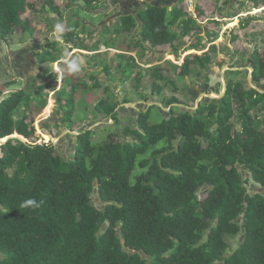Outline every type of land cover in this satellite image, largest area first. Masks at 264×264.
Returning <instances> with one entry per match:
<instances>
[{"label": "trees", "instance_id": "16d2710c", "mask_svg": "<svg viewBox=\"0 0 264 264\" xmlns=\"http://www.w3.org/2000/svg\"><path fill=\"white\" fill-rule=\"evenodd\" d=\"M98 2L86 0V8ZM183 2L123 15L116 31L131 32L140 20L142 42L152 48L169 45L179 58L183 39L199 29ZM45 3L61 24L60 7L53 0ZM29 6L27 0H0V40L30 28L20 18ZM249 21L241 19L239 28ZM80 26L76 18L62 32L64 42L80 45ZM199 44L182 53L198 50ZM209 53L186 55L179 75L188 76L192 64L207 69ZM129 59L131 69L135 61ZM247 61L252 83L262 84L264 56L255 48ZM150 71L154 80L172 83L160 65ZM239 71L230 70L220 102L205 100L177 113L172 107L171 116L157 124L149 122L150 108L140 112L137 127L123 129L130 140L108 136L91 143L89 131L79 133L69 160L52 143L18 137L1 143L0 264H264V128L257 126H264V93L234 80ZM151 89L161 93L155 81ZM31 97L22 89L2 98L0 140L14 133L26 139L35 135L34 118L27 113ZM178 103L175 97L164 99L167 106ZM64 107L62 121H70L73 88ZM95 112L116 117L115 105L104 99ZM250 182L262 190L249 191ZM29 198L42 202L40 207H22ZM228 237H239L233 250Z\"/></svg>", "mask_w": 264, "mask_h": 264}, {"label": "rangeland", "instance_id": "374dc122", "mask_svg": "<svg viewBox=\"0 0 264 264\" xmlns=\"http://www.w3.org/2000/svg\"><path fill=\"white\" fill-rule=\"evenodd\" d=\"M45 1L46 0H33L34 2L33 4L31 3V0H27V3L32 4V6H29V8H27L25 11H23L20 14L22 19H28L30 21V26L35 31L33 36L28 37L30 42H34V41L38 42L41 38L51 36V33H50L51 31H49L50 30L49 26L46 27L45 24L43 23L44 14H45L44 11L49 9ZM53 1L57 3L59 7L65 10L64 11L65 12L64 13V16H65L64 25H60L63 30L60 31V30L55 29L54 34L58 33V36L62 38L60 32H63L67 27H70L72 23L75 21V19L78 18L81 20V22L84 21V22L91 23L90 28L87 29V32L90 30L89 35H87V37H84V33L83 34L80 33L81 35H83V37H81L82 40L84 41L86 39L87 44H93L94 40H96L99 37L100 28H102V25L104 24L106 20L108 19L109 21H111L110 19L115 20V17L120 15L119 11H114V8H113L117 0H100V2L92 4V5H96V4L98 5L97 7H94V9H90V10L89 8H86V5H87L85 4L86 0L71 1V3L69 4L70 5L69 7L66 6L67 0H53ZM124 1H128V0H124ZM130 1H134V0H130ZM142 1H145V0H142ZM259 1L261 2V4H264V0H259ZM218 2L219 0H206L207 4H206L205 10L208 12L207 13L208 15H210L211 12L213 15H215L216 13L221 15L220 11L223 10V7H224L223 4L225 5V3H223V0H221L222 2L221 6L218 7L217 9ZM195 4H196L195 0H184V2L182 3V6L184 10L187 9V12L195 13L196 11L200 10V5L197 4L195 6ZM238 5L236 6V8L238 7ZM254 5H257V4H254ZM43 6H45V9L43 8ZM83 7H85V9H83V11H80L78 13L79 8H83ZM252 7H253L252 1L246 0L244 2L243 7L236 10V12L242 13L244 10H248ZM86 10L89 12H87ZM251 11L253 12V10ZM252 12H250L251 14L250 16H253V18L248 23V25L245 26L244 28L242 27L239 28V23H238L235 27H230L229 29H227L226 26L222 27V24H225L227 21H222L217 24H214L212 20H208V23H209V25L207 24L209 26L208 29L210 31L217 32L219 35L218 40H215V44L216 46L218 45V47H216V52H213V53L211 52L212 60H211L209 67L207 69H200L198 65L192 64L191 73L188 76H181L179 75L178 67L174 64H169V62H164L165 60H169V58L165 59L163 61L164 63L162 64V66L164 67V72L162 73L164 75L166 74V76L169 77V80L174 81V84L166 83L164 82V80L156 81V84H158L161 88L160 94L154 93L151 89L152 87L151 82L153 80L151 75L148 76V78L146 77L148 71H150L152 66L150 67L147 66L148 68L147 67L143 68L142 66H140V64L142 62L144 65L146 63H149V64L152 63L151 65L160 63L163 57L166 56L165 50L169 49L168 46L160 47L159 50H163L164 53L160 55L158 59H157L158 57L157 54H155V56L152 57L147 52H144L143 55L141 54L139 55L138 53L137 62H140V64L138 63L139 64L138 65L135 63V65L132 68L134 71L131 70L128 67V65H125V69L122 73L124 78L119 77L118 71H115L114 69L116 68V60L115 59L108 60V67L110 69L109 77H111L110 79L114 81L118 80L120 81V83L123 84L122 93L119 91V87H117L118 88L117 95H115L114 93H111L112 94L111 98H114L115 102L119 104L122 101V99L124 101V99L132 97L133 95L136 94L135 90L132 89V88H135L134 85L136 86V89L140 88L141 86L144 87V90L142 89L143 90L142 95H141L142 97L140 98L144 99V101L146 102V107L148 106L151 109L148 115L149 122L157 124V123H160L162 119L168 118L170 114V113L165 114L159 107L160 105L162 107H167L164 104V99L170 98L172 96L178 99L179 105H175V108H176L175 113H177L178 111H182L184 109L193 110L192 108H195L197 106V104H195V102L191 100L192 96L189 95V92H188L189 83L192 85L202 84V86H204L202 88L200 86H197L196 88L198 91L202 90L205 93L204 96L201 97L198 104L203 103L205 100H214L216 102H220L221 97L217 96L216 94L223 92L224 86L228 83V80L230 79L228 77L229 76L228 74L230 72L229 70L233 68H239V69L241 68L239 73L235 76L234 80L241 81L245 85L246 88H249L251 86L255 87L256 85L252 83V80L250 78L251 69L250 68L247 69L243 63H244L245 57L249 56L250 55L249 52L254 51L255 48L260 49L261 54L264 55V32H263L264 30V11L259 14L252 13ZM254 12H257V10H255ZM77 13L78 15H76ZM52 15L55 17L54 14ZM106 15L110 16V18L106 17L107 18L106 19L105 18ZM231 15L232 14H230V12L225 13L226 18H229ZM235 24L236 22H232V23H229L227 26H233ZM16 34L17 33L15 32L13 33V35L10 34L8 36L14 37V35ZM233 36H237L235 40L232 39ZM17 38L18 37H15V39ZM102 39L104 38L101 37L100 41H98L97 43H94L93 49L97 48V46L101 44ZM61 40H63V38ZM195 42L196 40L194 37L192 36L186 37L187 45L194 44ZM65 43L68 44V45H65L66 47H69V45H71V42H65ZM60 45H61V42H57L55 44V48L61 49ZM75 52L76 53L73 54V56L76 57L79 53L78 51H75ZM244 52H245V56L243 59ZM43 53H44L43 56H48L52 54V52H50L49 50L48 51L43 50ZM4 54L5 53L3 52V45H2L0 56H3ZM196 54L200 55L201 53H196ZM40 56H41V53L39 57ZM86 56L88 55L86 54ZM170 58H173V57H170ZM177 59L178 58L175 57V60L178 62ZM96 61L102 62L100 58H96V57L93 61H91V59L89 58L84 59L85 64H88V63L91 64ZM84 63L81 66L80 70L77 71L79 72L78 76H76L77 74L74 75L75 72H69L67 70V66L61 63V66L62 65L65 66V70L68 72L67 77H68V74L70 78H72V76H76L74 79H71V82L78 83V81L81 79V76L84 75L82 80H84V83L87 85L86 92L85 93L83 92L81 94V100H78L77 104L75 103L76 105H74V111H73V115L70 121L69 120H66L64 122L62 121V116L65 111L64 105H60V104L57 105L58 107L57 108L55 107L53 109L52 114L50 116L47 115L48 113H50L49 109H51L52 107V103H53L52 100H49L48 106L42 109L43 111H40L38 108H35V106H37L38 104L40 105L41 100L45 98L46 93H47L45 92V88L49 85V82L51 80L57 81L55 80L53 75L48 76L49 74L47 73L49 72L48 69L45 70L46 72L42 71L40 73L49 77V82L43 87H41L37 93H32L31 95L32 101L30 102V107H33V108L27 110V112L30 113V116H34L36 120L38 118L42 119V122L44 121V124H45L44 129L50 132V134L43 133V135L48 136V139L43 138V136H41V134L38 133L37 131L38 127H36L37 125H36V120H35V125H36L35 135L31 139H27V141L28 142L32 141L36 143H46V144L52 143L55 145L56 152L62 155L66 160L71 159L74 154V148L76 144L75 141H76V138H78L79 133L89 131V133L87 134V137L91 143L92 142L97 143L99 141L105 140L108 138V136L109 137L112 136L114 140H130L131 138L130 136H125L123 134V128L128 127V125H123V124H131L133 121H135V119H132V118H129L127 120L120 119L121 115L119 111H121L123 107H121L118 110V116H119L118 123L116 122L115 119L113 121L103 116H101L100 118H98L97 116L94 117V115H96L95 110H94L95 105L102 97L106 95L107 92L102 87H94L91 83L87 84L90 81L91 82H93V80L95 81V79L88 77L89 72H86L87 70L84 69ZM99 68L100 66H97L94 69L98 70ZM137 71L139 73L136 75L135 73ZM143 71L145 73V76L143 74ZM6 72L7 71L4 69V66L1 64L0 65V90H3V92L0 98H2L3 96L5 97L8 94V92L4 91V88H6L7 86H5L4 88L2 86V82L9 79L8 77L9 74H7L8 72L7 73ZM95 72L97 74L102 73V70H98ZM7 82H10V81H7ZM64 82L65 80H63L62 86L64 85ZM70 83L65 84L62 87L63 89H61L60 91H57L56 94L61 95L60 97L64 98V96H66V93L64 91H69L71 88ZM262 83L264 84V80H262ZM14 88L16 90L21 89V88H16V87ZM111 89L112 88L110 86L109 92H112ZM79 96H80V93H78V97ZM39 116H42V117H39ZM96 121H100V123ZM53 122H55L56 124L53 125ZM231 123L234 124L235 128L240 129L235 119H232ZM66 124L69 126H66ZM70 125H74L73 128ZM257 126L261 129L264 128V126L260 124H257ZM135 127L136 126L132 128H135ZM42 129L43 128L41 127L40 131H43ZM1 140H0V144H1ZM241 170L245 176H248L249 173L247 170L243 168ZM251 187L255 191L257 189L258 191L262 190L261 187H259L258 185L252 182L249 183V191H251L250 190ZM202 191L203 189L200 191L199 195L202 194L201 193ZM93 202L98 208L102 206L101 203L99 202V199L95 195L93 196ZM238 239L239 237H235V238L228 237L227 238L230 250H233L237 247Z\"/></svg>", "mask_w": 264, "mask_h": 264}, {"label": "crops", "instance_id": "0c3cea01", "mask_svg": "<svg viewBox=\"0 0 264 264\" xmlns=\"http://www.w3.org/2000/svg\"><path fill=\"white\" fill-rule=\"evenodd\" d=\"M135 1H137V0H135ZM140 1H142V0H140ZM145 1H148V0H145ZM152 1H155L157 3L161 2V3H163V5H162L163 7H168L169 9L172 8L173 6H175V5H173V6L171 5L172 4L171 0H152ZM195 1H196L195 6L197 4H199L200 10L196 11L195 13H190V12H188V13L197 20L199 29L196 31H193L192 33H190L186 37H191V36L194 37L196 42L200 43L199 49L198 50L190 49V50L182 53L183 50L187 46H190V45L186 44V37H185L183 39L184 44L182 46H180V48H179L180 57L177 59L178 62L175 60V56L171 54L170 46L169 45H163V46L169 47L168 50H165L166 56L163 57V59H162V61H160V63H156L153 65H151L152 63L151 64L146 63L144 65L143 62L141 64H140V62H137L138 53H139V55L140 54L143 55L144 52H147L152 57H154L155 54H157L158 55L157 59L160 57V55H162L164 53L163 50H159L161 46L156 47V48H152L148 43L142 42L140 40V34H139V30L141 29L140 20L136 19V22H137L136 27L131 32L116 31V26H117L116 20H118L119 17H121L123 15L124 16H126V15L136 16V14L138 13V9H137V7H135V3H134V5H130L126 8H124V6H123L124 0H117L116 1V4H114L113 8H114V11H119L120 15L116 16L115 20L110 19L111 21H109V19H108L104 22V24L102 25V28H100L99 37L96 40H94V43H97L98 41H100L101 37L104 39H102L101 44L99 46H97V48H94V49H93L94 43L93 44H87L86 39L84 41L82 40V43L78 46L76 44L73 45L71 43V45H69V47H66L65 45H68V44L65 43L64 40H61L62 38L60 36H58V33L54 34L55 29H57L56 28L57 25H64V21H65V16H64L65 12L64 11L65 10L60 7L61 12L63 14L62 15L63 16V22L60 24L57 22L58 16L55 13L51 12L49 9H47L44 11L45 14H44V22L43 23L45 24L46 27L49 26V28H50L49 31H51L50 32L51 36L41 38L38 42H35V41L30 42L28 37L33 36L35 33L34 29L30 26V28H28L26 30L18 28L15 31L17 34L14 35V37L11 36V37H7L5 40H0V51H1V48L3 45V52L5 53L3 56H0V65L2 64L4 66V69L8 72V73L7 72L6 73L9 74V76H8L9 79L2 82L3 88L5 86H7L6 88H4V91L8 92L7 95H9L13 92L18 91L14 88V87H16V88H21L20 90L23 89V90L27 91L31 95H32V93H37L41 87H43L44 85H46L49 82V77L40 73V72L48 69L49 70V72H47V73H49L48 76L53 75L55 80H57V81L51 80L49 82V85L45 88V92H47V93H46V96L44 98L45 99L44 104H43V102H41V104L40 105L38 104L37 106H35V108H38L40 111H43L42 109H44L45 107L48 106L49 100H52V102H53L52 107H51V109H49L50 113L47 114L50 116L53 112V109L55 107L56 108L58 107L57 105H59V104L64 105L65 96H64V98H62V97H60L61 95H57L56 92L63 89L62 87L65 84H69L71 82V79H74L76 76L79 75V72H75L74 75L77 74L76 76H72V78H70L69 74H68V77H67L68 72L65 70V66H63L65 63H64L62 57H63L65 52H68L71 54L69 56V59H72L75 57V56H73V54L76 53L75 51H78L79 54L77 56L81 57L83 59V61L85 58H89V59H91V61H93L95 59V57L100 58L102 60V62L96 61V62L91 63V64H89V63L85 64L84 63V69L87 70L86 72H89L88 77L95 79V81L94 80H93V82L90 81L87 84L91 83L94 87H102L107 93L101 99H104L107 102V104L115 105L116 117L112 118L111 116H105L103 114H96V115H94V117L97 116L98 118H100L101 116H103L109 120L111 119L114 121V119H115L116 122L118 123V121H119L118 120L119 119L118 118L119 117L118 116V110L121 107H123V109L121 111H119V113L121 115L120 119H125V120H127L129 118L135 119V121H133L131 124H123V125H128V127H125V128L133 129L132 127H134V126L137 127V118L139 117L140 112L144 111L143 109L147 110L149 108L148 106L146 107V102L144 101V99L140 98V97H142L141 95H142V91L144 90V87L141 86L140 88L136 89V86L134 85L135 88H132V89L135 90V92H136L135 95H133L132 97H129L127 99H124V101L122 99V101L119 104L117 102H115L114 98H111L112 97L111 93H114L115 95H117V92H118L117 87H119V91L122 93L123 84L120 83V81H118V80L114 81V80L110 79L111 77H109L110 69L108 67V60H110V59L116 60V68H114V69H115V71H118L119 77H123L122 73L125 69V65H128V67L130 68V64H129L130 59L129 58H133L135 63L136 64L139 63L140 66H142L143 68H145L147 66L148 67H150V66L154 67L156 65H160L162 72H164V67L162 66V64L164 62H169V64H174L179 69V67L182 64L183 59L186 55L187 56H188V54L194 55L196 53H201L200 55H203L205 53H209V47L210 46H213V45L216 46L215 40H218L219 35L217 32H213V31H210L208 29V27H209L208 26L209 25L208 20H212L214 24H217V23L222 22V21H227L225 24H222V27L226 26V28L229 29L230 27H235L241 19L244 20V22L247 19L251 21V19L253 18V16H250L251 15L250 12H252L251 10H253L252 13H256V14L262 13L264 11V4H261V2L259 0H251L253 3V7L248 9V10H244L243 11L244 13L243 12L242 13L236 12V10L243 7L244 2L246 0H223V3H225V5L223 4V6H224L223 10L220 11L221 15H219L218 13L213 15L212 12L210 13V15H208L207 14L208 12L205 10L206 4H207L206 0H195ZM31 3L34 4L33 0H31ZM221 3H222L221 0H219V2L217 4V9H218V7L221 6ZM55 4H57V3H55ZM236 4L237 5L239 4L237 8H236V6H237ZM254 4H257V5H254ZM29 5L32 6V4H29ZM69 6L70 5H67V7H69ZM43 8L45 9V6H43ZM255 10H257V12H254ZM185 11H187V9ZM132 12H134V14ZM226 12H228V13L230 12V14H232V15L229 18H226V16H225ZM52 14L55 15L56 19ZM115 14H116V12H115ZM106 17L110 18V16H107V15L105 16V18ZM20 18H21V15H20ZM244 18H246V19H244ZM224 19H226V20H224ZM21 20L22 21L27 20L29 25H30V21L28 19H22L21 18ZM232 22H236V24L233 26H227L229 23H232ZM90 24L91 23H89V22H84V21L81 22V26L77 29V31L81 32L82 34L84 33V37H87V35H89V32H90V30L87 32V29L90 28ZM83 29H85V30L83 31ZM261 32H262V30H261ZM263 32H264V30H263ZM60 33L62 34V32H60ZM28 34H29V36H28ZM11 35H13V33ZM79 36H80V38L83 37V35H81V34H79ZM15 37H18V38L15 39ZM57 42H61V45H60L61 49L55 48V44ZM216 47H218V45ZM43 50H47V51L49 50L50 52H52V54H50L48 56H43V54H44ZM252 52L253 51L249 52L250 55L252 54ZM258 52L261 54L260 49H258ZM40 53H41V56L39 57ZM86 54L88 56H86ZM250 55L246 56L244 59V56H245V52H244V55H243L244 63L243 64L246 66L247 69L248 68L251 69L250 70V74H251L252 67L249 65V63L247 61V59L250 57ZM261 55L264 56L263 54H261ZM170 57H173V58H170ZM50 58H53V59H50ZM167 58H169V60H165ZM61 63H63L62 66H61ZM97 66H100V68L98 70H102V73L97 74L95 72V71H98V70L94 69ZM132 68H131V70H133ZM61 69H62V71H61ZM233 69H239V68H233ZM138 73L139 72L137 71L135 74L137 75ZM143 74L145 76L144 71H143ZM152 74H153L152 71H150V72L148 71L146 77L148 78V76H150V75L152 77ZM164 76L167 77L166 74ZM83 77H84V75L81 76V79L78 81V83H74V82L70 83L71 88H73V91H74V105L77 104L78 100H81V94L83 92L84 93L86 92L87 85L84 83V80H82ZM64 78H66V79H64ZM62 79L65 80L63 86H62V83H63ZM7 81H10V82H7ZM154 81L156 82V80H154V78H153L151 85ZM164 82L169 83L168 81H165V80H164ZM124 83H125V81H124ZM58 84H59V86H58ZM171 84H174V81H172ZM262 85H263V83H262ZM110 86L112 88L111 89L112 92H109ZM197 86H200L201 88L204 87V86H202V84H193V85L190 83L188 84L189 95L192 96L191 100L193 102H195V104H198L201 97H203L205 94L202 90L198 91L196 89ZM69 91H64V92L67 94ZM139 91H141V92H139ZM0 92L2 94L3 90H0ZM48 93H50V94H48ZM78 93H80L79 97H78ZM172 97H174V96H172ZM2 98H4V96ZM2 98H0V101L2 100ZM175 105H177V104H173L170 106L166 105L167 107H162L161 105L160 106L158 105V106L161 108V110L165 114L170 113L168 116V118H169L171 116L170 110L172 109V107H174V110L176 109ZM31 108H33V107H29V109H31ZM94 110H95V108H94ZM186 110H188V109H184L182 111H186ZM32 117H34V116H32ZM39 117H42V116H39ZM35 120L36 119L34 117L33 126L35 128V126L37 125L36 126V127H38L37 131H38V133L41 134V136H43V133L50 134V132H48L47 130L44 129L45 124H44V121L42 122V119L38 118L36 120V125H35ZM93 120H95V119H93ZM96 122L100 123V121H96ZM96 122H94V123H96ZM55 124L56 123L53 122V125H55ZM66 126H69V125L66 124ZM70 126L73 128L74 125H70ZM41 127L43 128L42 129L43 131H40Z\"/></svg>", "mask_w": 264, "mask_h": 264}, {"label": "clouds", "instance_id": "9594fccd", "mask_svg": "<svg viewBox=\"0 0 264 264\" xmlns=\"http://www.w3.org/2000/svg\"><path fill=\"white\" fill-rule=\"evenodd\" d=\"M56 28H57V30H60V31L63 30L60 25H57ZM70 55H71L70 53L65 52L63 57H62V59H63L64 63L66 64L67 70L69 72H77V71L80 70V68L83 65L84 61L79 56H76V57H74L72 59H69ZM23 139L27 141L26 138L23 137ZM41 203L42 202H38L34 198H29V199L25 200L21 206L25 207V208H27L29 206H31L32 208H39Z\"/></svg>", "mask_w": 264, "mask_h": 264}, {"label": "water", "instance_id": "95a60500", "mask_svg": "<svg viewBox=\"0 0 264 264\" xmlns=\"http://www.w3.org/2000/svg\"><path fill=\"white\" fill-rule=\"evenodd\" d=\"M172 1V6L173 5H176L178 2H179V0H171ZM148 5H152V6H162L163 5V3H161V2H159V3H157V2H155V1H152V0H148V1H140V0H137L136 1V3H135V7H137V9H138V11L142 8V7H146V6H148ZM133 14H134V12H132ZM251 88H254V89H256L257 91H259V92H261V93H264V84L262 85V84H259L258 86H251ZM225 89H226V85L224 86V90H223V92L222 93H219V94H216L217 96H220L221 98L223 97V94H224V92H225ZM208 95V94H207ZM198 105V104H197ZM197 107V106H196ZM195 107V108H196ZM195 108H192V109H195ZM11 137H18V138H20V139H22V140H24L23 139V137L22 136H19L17 133H15V134H13V135H10V136H8V137H6V139L5 140H1V143H3V142H5L6 140H8L9 138H11ZM24 141H26V140H24Z\"/></svg>", "mask_w": 264, "mask_h": 264}, {"label": "flooded vegetation", "instance_id": "af4514ba", "mask_svg": "<svg viewBox=\"0 0 264 264\" xmlns=\"http://www.w3.org/2000/svg\"><path fill=\"white\" fill-rule=\"evenodd\" d=\"M134 3H136V1L134 0V1H130V0H128V1H124L123 2V6H124V8H126V7H128V6H130V5H134Z\"/></svg>", "mask_w": 264, "mask_h": 264}, {"label": "bare ground", "instance_id": "6f19581e", "mask_svg": "<svg viewBox=\"0 0 264 264\" xmlns=\"http://www.w3.org/2000/svg\"><path fill=\"white\" fill-rule=\"evenodd\" d=\"M6 138L2 139V140H5Z\"/></svg>", "mask_w": 264, "mask_h": 264}]
</instances>
